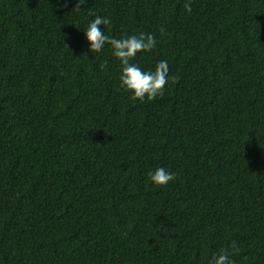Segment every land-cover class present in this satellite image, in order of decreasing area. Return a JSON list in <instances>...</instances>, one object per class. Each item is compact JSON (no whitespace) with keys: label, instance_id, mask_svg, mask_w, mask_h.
I'll return each instance as SVG.
<instances>
[{"label":"trees","instance_id":"16d2710c","mask_svg":"<svg viewBox=\"0 0 264 264\" xmlns=\"http://www.w3.org/2000/svg\"><path fill=\"white\" fill-rule=\"evenodd\" d=\"M185 2L0 0V264H264V0ZM97 16L154 35L162 97L90 50Z\"/></svg>","mask_w":264,"mask_h":264},{"label":"clouds","instance_id":"9594fccd","mask_svg":"<svg viewBox=\"0 0 264 264\" xmlns=\"http://www.w3.org/2000/svg\"><path fill=\"white\" fill-rule=\"evenodd\" d=\"M87 3V0H77L75 8ZM185 11L191 12V0H186L183 5ZM111 21L105 17L97 16L85 30V35L90 43V50L93 53H99L103 50L105 44L111 45L113 55L121 64V87L129 91L133 100L144 102L145 99L152 101L158 96L164 95V90L169 82V65L165 60L159 61L154 70L144 71L137 64L133 63V59L137 53L141 51H151L156 45V39L152 34L139 33L138 35H130L126 38H112L105 35L101 25L110 24ZM164 29H161V34ZM101 68L107 67V61L100 65ZM173 82H177L176 77L171 78ZM149 179L157 186L168 184L176 178L175 173H171L164 167H158L154 171H149ZM241 249L237 246L236 241L231 244V252L228 248H223L212 256L209 264H235L230 259L231 255L240 253Z\"/></svg>","mask_w":264,"mask_h":264}]
</instances>
